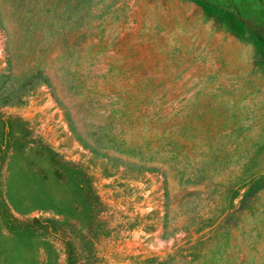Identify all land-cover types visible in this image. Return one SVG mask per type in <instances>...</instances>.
<instances>
[{
	"label": "rangeland",
	"instance_id": "374dc122",
	"mask_svg": "<svg viewBox=\"0 0 264 264\" xmlns=\"http://www.w3.org/2000/svg\"><path fill=\"white\" fill-rule=\"evenodd\" d=\"M0 264H264V0H0Z\"/></svg>",
	"mask_w": 264,
	"mask_h": 264
}]
</instances>
